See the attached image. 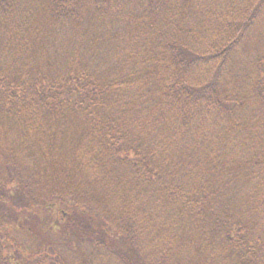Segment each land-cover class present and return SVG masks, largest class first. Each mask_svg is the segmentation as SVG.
<instances>
[{
    "label": "trees",
    "instance_id": "16d2710c",
    "mask_svg": "<svg viewBox=\"0 0 264 264\" xmlns=\"http://www.w3.org/2000/svg\"><path fill=\"white\" fill-rule=\"evenodd\" d=\"M257 31L264 0H0V264L27 185L82 264H264Z\"/></svg>",
    "mask_w": 264,
    "mask_h": 264
},
{
    "label": "rangeland",
    "instance_id": "374dc122",
    "mask_svg": "<svg viewBox=\"0 0 264 264\" xmlns=\"http://www.w3.org/2000/svg\"><path fill=\"white\" fill-rule=\"evenodd\" d=\"M258 41L264 42V33L257 31L255 33ZM264 46V44H263ZM252 47V52L249 56L252 57L258 54H264V47ZM237 67H235L236 69ZM248 67H244V64L240 67V70H248ZM7 169L0 166V172L6 173ZM28 185L19 191V194L13 195L10 200L6 203L4 210L18 219L22 225L20 231H15L17 220H12V238L18 243L17 247L19 250H13L12 257H21L26 261L24 264H43V257L56 260L60 264H82L84 262L81 256L75 250V247H71V242L75 243L73 237H64V226L67 223V216L63 214L62 209L55 212L51 217L45 214L41 207L31 208L27 202L28 198H35L36 194L40 192L36 191ZM76 191V195H77ZM78 196V195H77ZM82 198V196H80ZM35 204H39L33 202ZM75 221V218L70 220L71 224ZM59 227L58 229L51 231L52 226ZM68 226H66L67 228ZM53 246V247H52ZM81 253L89 251L91 248L90 244L84 242L82 245ZM53 250V254L51 248ZM5 256V250L3 252ZM54 256V257H53ZM36 257V258H32ZM105 261L106 259L103 258ZM103 260V261H104ZM17 262V260L15 259Z\"/></svg>",
    "mask_w": 264,
    "mask_h": 264
}]
</instances>
